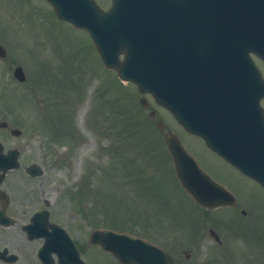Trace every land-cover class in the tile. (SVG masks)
Instances as JSON below:
<instances>
[{
    "label": "rangeland",
    "instance_id": "obj_1",
    "mask_svg": "<svg viewBox=\"0 0 264 264\" xmlns=\"http://www.w3.org/2000/svg\"><path fill=\"white\" fill-rule=\"evenodd\" d=\"M33 2L40 9L39 13L35 12L33 29L38 27L36 18L44 19L51 27L53 25L49 30L50 35L45 38V44L39 45L36 50L37 63L53 68L34 65L25 69L29 78L26 85L28 97L23 98L25 110L22 111L27 113L30 130L26 132L27 135L25 134L24 141L28 142V148L24 153V159L34 160V156H42V153L47 152V161L46 173L43 177L37 178L35 183L28 180L21 169L17 170L20 173L19 180L22 182L19 188L22 191L35 189L37 192L50 188L52 192H46L45 196L50 199L55 210L64 214L62 219L66 221L67 230L78 238L82 245L95 227L129 228L130 225H134L127 218L132 220L136 217V222L137 216L134 214L133 217L131 211L135 213L150 211L164 203L163 205H169L170 211L169 213L161 210L160 213L164 217L168 218L170 215L172 218L186 217L184 208H193V203L179 189L170 171L165 150L158 143L161 141V133L158 134L154 129L156 122L161 119L167 127L178 130L191 152L199 156L201 153L199 154L197 150L199 145L196 140L183 132L163 108L154 106L158 111L156 118L149 116L151 120L145 121L148 113L137 107V101L139 96L144 95L153 104L151 96L140 94L136 95L134 100L131 96L135 93V86L132 83L121 82L114 71L103 66L94 47L82 31L55 17H51L50 20L48 17L45 18L44 14L49 10L45 3L41 0ZM98 2L105 6L109 0ZM5 4H7L5 0H0V16L4 26L8 29L20 26L23 20L17 19L15 15L4 17ZM19 8L17 10H20ZM25 10L26 8L24 12ZM42 31L39 29L40 38L45 37ZM50 39L53 45L57 44L60 47L65 45V50H60L54 45L52 50L48 51ZM37 71L41 77L39 81ZM0 89L6 92H22L25 86L13 79L12 68L5 65L0 66ZM128 99L132 112L127 106ZM135 113L138 116H135ZM34 123L37 125H33ZM62 125L65 126L64 129H61ZM52 126L58 129L53 130ZM152 140L153 146L147 152ZM201 155L202 158L205 157ZM204 163L208 166L209 159H205ZM91 165L95 166V175L89 177V180L97 184L98 190L88 192L86 199L83 200L75 191L80 188L84 178L82 173ZM205 168L213 174L216 173L215 165ZM227 173L233 181L239 183L241 198L248 199L250 195V203H254L257 219L261 218L264 222V191L240 178L233 171ZM39 180L45 183L42 188L36 183ZM64 184L66 192H62ZM164 192L166 197L170 196L168 200L164 199ZM71 194L77 198L74 199ZM77 205H84L86 214L80 213L83 219L77 214ZM95 208L99 209L94 211ZM213 214L216 217L221 216L217 210L212 212V216ZM105 217L108 220H105ZM139 217L142 219L144 216ZM113 218L117 224L111 222ZM209 218L211 213L206 212L203 223L205 220L209 222ZM86 219L91 223H85ZM154 220L158 222L161 218ZM107 222L111 225L104 224ZM260 240L261 251L251 258L245 256V264H264V234L260 235ZM205 258L202 259L203 263ZM98 260L101 264H117L104 254H99ZM192 261L189 259L185 262L191 264ZM221 262L220 258L218 264Z\"/></svg>",
    "mask_w": 264,
    "mask_h": 264
},
{
    "label": "water",
    "instance_id": "obj_2",
    "mask_svg": "<svg viewBox=\"0 0 264 264\" xmlns=\"http://www.w3.org/2000/svg\"><path fill=\"white\" fill-rule=\"evenodd\" d=\"M48 1L59 18L88 31L107 67L150 92L188 131L203 136L209 146L264 186L260 113L255 120L249 102L242 111L238 95L228 98L222 93L228 81H240L232 75L238 65L228 59L241 51H254L264 59V0H178L177 16L170 14L173 0H167V8L164 0H113L108 11L94 0ZM15 75L23 77L20 68ZM164 138L186 190L204 205L224 200L219 191L208 193L213 183L197 174L196 163L178 139L171 133ZM103 233L108 237L100 242L109 243L103 244L107 249H113L117 237L128 240L111 231L96 232ZM132 241L143 248L148 245ZM121 259L131 261L127 256Z\"/></svg>",
    "mask_w": 264,
    "mask_h": 264
},
{
    "label": "flooded vegetation",
    "instance_id": "obj_3",
    "mask_svg": "<svg viewBox=\"0 0 264 264\" xmlns=\"http://www.w3.org/2000/svg\"><path fill=\"white\" fill-rule=\"evenodd\" d=\"M5 1L7 4H5L6 10L3 14L10 15L19 3L33 0ZM31 32L32 29L28 26H20L11 30L0 27V44L7 49L6 56L0 57V66H5L7 62H10V65H17L25 64L29 60L34 61L37 40ZM252 58L264 75V64L261 59L255 55H252ZM261 105L264 108V97L261 99ZM19 110V107L8 106L7 94L0 90V155L2 156L12 149L7 143L12 133L10 129L19 124H26L24 116H19ZM200 153L205 157L202 158ZM199 154L202 168L216 179L225 182L226 185L228 182L231 188L239 191L240 197L239 184L233 181L227 173L228 171L236 172V170L211 150L201 147ZM17 158L20 166L6 172L0 170V264H66V237L56 231L55 227L59 225L66 232V221L62 219L64 214L51 206L49 198L45 196L46 190L22 191L19 188L22 183L19 180L20 173L17 172V169L22 167L19 152ZM205 159H209L208 166L204 163ZM210 165H215L216 173L213 174L205 168ZM43 173L44 170L41 175ZM25 174L28 180L35 183L36 177ZM240 201L234 206L223 208L227 210V214L224 215L226 218L223 220L222 218H209L210 221L205 220L202 225L200 224L201 226L194 225L190 253V256L194 258L192 264H200L201 241L209 239L212 246L215 244L222 246V238L225 236L233 238L231 233L241 240L244 253L237 251L231 241H228L224 252L216 248L211 250V246L206 255L225 257L227 259L225 264H231L230 259L234 261L233 264H245L244 258L249 257V253L251 257L259 254L261 251L260 235L264 234V222L261 218L257 219L254 203H250V195L248 199L240 197ZM221 221L223 225L220 224ZM223 226L226 229H223ZM148 232L153 236L161 237L159 228H149ZM76 245L85 264H101L98 260L101 249L98 245L90 244L88 241H85L83 245L77 241ZM234 255L236 256L233 257ZM185 256L188 257L187 254Z\"/></svg>",
    "mask_w": 264,
    "mask_h": 264
}]
</instances>
